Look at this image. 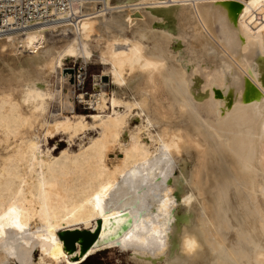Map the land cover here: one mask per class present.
<instances>
[{
	"label": "bare ground",
	"instance_id": "bare-ground-1",
	"mask_svg": "<svg viewBox=\"0 0 264 264\" xmlns=\"http://www.w3.org/2000/svg\"><path fill=\"white\" fill-rule=\"evenodd\" d=\"M76 9L0 35V264L116 239L136 264H264V0ZM68 61L99 63L114 88L79 96L99 134L54 156L56 74L60 134L90 129L70 112Z\"/></svg>",
	"mask_w": 264,
	"mask_h": 264
},
{
	"label": "rangeland",
	"instance_id": "rangeland-1",
	"mask_svg": "<svg viewBox=\"0 0 264 264\" xmlns=\"http://www.w3.org/2000/svg\"><path fill=\"white\" fill-rule=\"evenodd\" d=\"M67 68L71 73V81L69 83L71 84V91L69 95L71 98L72 109L70 112L77 114L78 116H84L89 124L90 129L86 131L84 135L75 137L73 140H71L66 134H60V126L56 125L55 121L59 120L62 123L66 117L63 116L61 112V74H56L51 82L53 85V100L51 103L49 122L44 130L42 143L43 149L49 150L54 156H59L64 150L76 152L83 146L87 145L91 139L99 134V129L94 127L95 122L92 118L93 114L97 113L95 107L93 108V105L90 106L84 104L82 101L80 102L79 96L81 94H84L85 96L96 94L100 84L102 86L101 89H104V92L109 95H112L114 88L113 83H111L110 78L108 77L99 81L103 74V67L97 62L83 64L82 61H68ZM110 106V104L107 105V107H109L107 110L112 113ZM44 141H46L47 145L44 143ZM113 157L114 156L111 158ZM1 229L2 228L0 226V236L2 235ZM117 241L118 239L104 243L102 245L94 244L81 259L74 261H60L58 264H136L131 258L132 252L121 251ZM39 257V252L35 251L32 254L33 262H37Z\"/></svg>",
	"mask_w": 264,
	"mask_h": 264
},
{
	"label": "built area",
	"instance_id": "built-area-1",
	"mask_svg": "<svg viewBox=\"0 0 264 264\" xmlns=\"http://www.w3.org/2000/svg\"><path fill=\"white\" fill-rule=\"evenodd\" d=\"M93 1L0 0V35L25 28L29 23L55 22L58 17L67 15L72 8L86 6Z\"/></svg>",
	"mask_w": 264,
	"mask_h": 264
}]
</instances>
